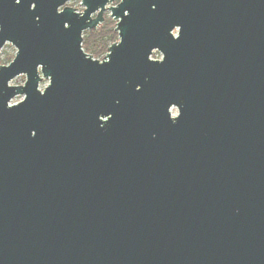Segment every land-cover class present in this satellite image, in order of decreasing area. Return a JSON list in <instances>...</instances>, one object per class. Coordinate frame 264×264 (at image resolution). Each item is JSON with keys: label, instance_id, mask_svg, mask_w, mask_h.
I'll use <instances>...</instances> for the list:
<instances>
[{"label": "water", "instance_id": "water-1", "mask_svg": "<svg viewBox=\"0 0 264 264\" xmlns=\"http://www.w3.org/2000/svg\"><path fill=\"white\" fill-rule=\"evenodd\" d=\"M70 1L0 0V264H264V0Z\"/></svg>", "mask_w": 264, "mask_h": 264}, {"label": "trees", "instance_id": "trees-1", "mask_svg": "<svg viewBox=\"0 0 264 264\" xmlns=\"http://www.w3.org/2000/svg\"><path fill=\"white\" fill-rule=\"evenodd\" d=\"M116 26L117 21L112 17H107L97 30L86 31L83 38L85 52L96 59L107 53L109 47L119 39Z\"/></svg>", "mask_w": 264, "mask_h": 264}, {"label": "rangeland", "instance_id": "rangeland-1", "mask_svg": "<svg viewBox=\"0 0 264 264\" xmlns=\"http://www.w3.org/2000/svg\"><path fill=\"white\" fill-rule=\"evenodd\" d=\"M119 2L120 0H116L115 3L110 4V6H114L118 4ZM66 6L73 7L77 9L79 12H83L85 9L84 6L82 5V0H72ZM105 17L106 18L111 17V12L109 10L106 11ZM16 53H17L16 47L10 43H7L0 52V66L9 65L15 58ZM107 54H108V51L107 53L104 54L105 56L102 55L101 57L104 56L105 58ZM104 58L102 59L100 58V59L103 60ZM152 58L156 60H160L162 59V54L157 51L153 54ZM23 84H25V75L19 76L11 82V85H23ZM48 85H49V80L44 79L40 84V88L44 90ZM172 114L173 116H176L178 114V110L176 108H173Z\"/></svg>", "mask_w": 264, "mask_h": 264}, {"label": "built area", "instance_id": "built-area-1", "mask_svg": "<svg viewBox=\"0 0 264 264\" xmlns=\"http://www.w3.org/2000/svg\"><path fill=\"white\" fill-rule=\"evenodd\" d=\"M105 56V55H104ZM104 56L103 57H100L101 59L102 58H104ZM107 56V55H106ZM94 58V57H93ZM100 58H98V60H100V61H104V60H108V58L106 57V58H104L103 60H101ZM94 59H96V58H94Z\"/></svg>", "mask_w": 264, "mask_h": 264}, {"label": "snow or ice", "instance_id": "snow-or-ice-1", "mask_svg": "<svg viewBox=\"0 0 264 264\" xmlns=\"http://www.w3.org/2000/svg\"><path fill=\"white\" fill-rule=\"evenodd\" d=\"M16 2H17V3H19V2H20V0H16Z\"/></svg>", "mask_w": 264, "mask_h": 264}]
</instances>
